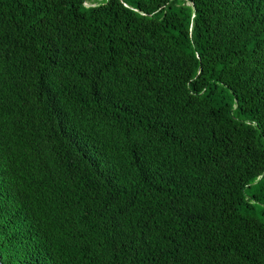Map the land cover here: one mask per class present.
Wrapping results in <instances>:
<instances>
[{
  "label": "trees",
  "instance_id": "trees-1",
  "mask_svg": "<svg viewBox=\"0 0 264 264\" xmlns=\"http://www.w3.org/2000/svg\"><path fill=\"white\" fill-rule=\"evenodd\" d=\"M3 264H264V0H0Z\"/></svg>",
  "mask_w": 264,
  "mask_h": 264
},
{
  "label": "water",
  "instance_id": "water-1",
  "mask_svg": "<svg viewBox=\"0 0 264 264\" xmlns=\"http://www.w3.org/2000/svg\"><path fill=\"white\" fill-rule=\"evenodd\" d=\"M0 264H3L2 261H1V256H0Z\"/></svg>",
  "mask_w": 264,
  "mask_h": 264
}]
</instances>
